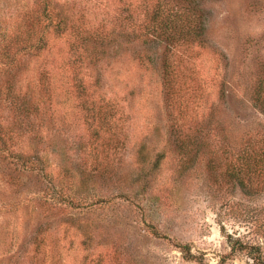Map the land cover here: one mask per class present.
I'll list each match as a JSON object with an SVG mask.
<instances>
[{"label": "rangeland", "instance_id": "rangeland-1", "mask_svg": "<svg viewBox=\"0 0 264 264\" xmlns=\"http://www.w3.org/2000/svg\"><path fill=\"white\" fill-rule=\"evenodd\" d=\"M21 1L34 0H0V40L4 29L16 20L11 15L14 4ZM59 1L81 16L84 25L94 28L112 25L113 15L127 3ZM196 3L205 13L204 40L182 47L181 68L199 77L203 107L208 110L215 102L217 108L210 121L202 122L201 140L191 142L186 152L181 148L166 110L168 85L161 70L146 69L126 57L132 47L142 49L144 41L114 44L102 87L108 98H115L117 108H125L127 137L111 143L99 140L102 166L94 168L92 161L86 166L85 173L91 174L93 182L90 192L110 199L107 207L76 211L94 228V247H85L81 233L70 228L68 210L48 208L43 190L46 185L67 184L65 164L78 167V135L84 136V145L91 150L90 128L82 111L74 103H65L41 144L46 149V179L28 173L18 176L14 165L0 159V264H42L31 258V242L43 233L48 236V264H84L85 255V264H98L99 258L102 264H264V190L242 192L225 169L232 158L215 153L221 140L250 134L258 123H264V113L252 101L264 72V0ZM66 41L55 39L47 58L33 59V70L49 64L55 52L67 47ZM180 80L178 76L177 85ZM220 92L228 99L218 100ZM144 145L151 151L150 161H160L147 190L137 163ZM152 225L159 234L152 232ZM177 241L189 243L198 260H186Z\"/></svg>", "mask_w": 264, "mask_h": 264}, {"label": "trees", "instance_id": "trees-1", "mask_svg": "<svg viewBox=\"0 0 264 264\" xmlns=\"http://www.w3.org/2000/svg\"><path fill=\"white\" fill-rule=\"evenodd\" d=\"M134 1L137 3L127 0L121 6L120 12L113 15L112 25L95 28L84 25L81 16L76 17L69 5L59 0L21 1L11 10L16 19L13 25L1 34L0 159L6 165H14L18 176L28 173L46 179L43 155L46 149L41 144L48 136L49 125L55 122L58 108L65 103H74L89 125L91 150L87 151L85 140H82L84 136L78 135L77 150L81 161L77 168L69 164L62 168L67 184L63 183L59 188L50 184L43 189L49 209L66 213L68 210L69 226L81 233L85 247H94V228L76 211L92 212L107 207L106 200H110L90 192L93 182L91 174L85 173L86 166L91 161L94 168L102 166L103 159L97 152L99 140L111 143L123 135L127 137L123 124L126 110L122 105L117 108L115 98H108L102 87L106 69L111 64L113 45L144 41L142 49L132 47L134 49L126 57L146 69L161 70L168 85L166 110L185 152L191 142L197 144L201 140L202 122L207 118L210 121L217 110L215 102L208 110L203 107L204 87L199 77L191 72L186 74L181 68L184 61L182 47L199 42L205 31V13L200 3L196 0ZM149 36L152 37L150 40ZM59 38L68 40L67 47L62 52H55L49 64L33 70V59L47 58L54 40ZM180 72L184 75H179ZM178 76L181 77L179 85ZM224 99H228V95L220 92L218 100ZM252 101L264 113V72L253 90ZM140 150L137 163L142 172L143 189L147 190L160 161H150L151 151L146 150L145 145ZM215 150L216 154L232 158L225 169L242 192L264 190V123H258L250 134L233 135L229 142L221 140ZM152 227V232L159 234V230ZM70 228L67 227L66 232ZM33 238L31 258L46 264L48 236L43 233L40 239ZM238 240L233 243L234 249ZM176 245L186 260H198L189 243L177 241ZM17 257L13 256L14 259ZM87 257L84 256V264ZM63 260L60 254L59 261L62 263ZM97 263L102 264L101 258Z\"/></svg>", "mask_w": 264, "mask_h": 264}]
</instances>
